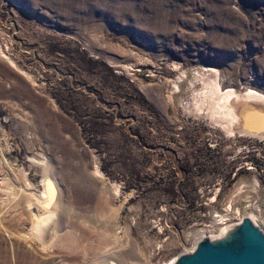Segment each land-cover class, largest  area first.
Segmentation results:
<instances>
[{"label":"rangeland","instance_id":"1","mask_svg":"<svg viewBox=\"0 0 264 264\" xmlns=\"http://www.w3.org/2000/svg\"><path fill=\"white\" fill-rule=\"evenodd\" d=\"M249 215L264 0H0V264H172Z\"/></svg>","mask_w":264,"mask_h":264},{"label":"water","instance_id":"2","mask_svg":"<svg viewBox=\"0 0 264 264\" xmlns=\"http://www.w3.org/2000/svg\"><path fill=\"white\" fill-rule=\"evenodd\" d=\"M173 264H264V231L243 216L223 236L198 240L192 251L178 255Z\"/></svg>","mask_w":264,"mask_h":264},{"label":"bare ground","instance_id":"3","mask_svg":"<svg viewBox=\"0 0 264 264\" xmlns=\"http://www.w3.org/2000/svg\"><path fill=\"white\" fill-rule=\"evenodd\" d=\"M217 87V86H216ZM249 90V89H248ZM262 94V93H261ZM236 100L238 99V100H248V99H246V97H239V96H235L234 97ZM252 100V99H251ZM233 101V100H232ZM244 102H246V101H244ZM248 102V101H247ZM249 103H250V101H249ZM248 103V104H249ZM255 103V102H254ZM257 103V102H256ZM262 103V102H261ZM242 104H243V102H242ZM252 104V103H251ZM245 106H247V104L245 105ZM246 109V108H245ZM255 110V109H254ZM244 111H246V110H244ZM250 111V110H249ZM246 112H248V111H246ZM242 113H244V112H241V114ZM260 136V135H259ZM262 136V135H261ZM50 183V182H49ZM45 188H46V192L44 191V194L43 195H45L44 196V198H47L49 195H48V193H49V191H51L50 190V188H51V185L50 184H46V186H45ZM49 190V191H48ZM48 207V206H47ZM47 210H46V213H43V215L41 216H37V218H36V221H34V226L32 227L33 229H35V235L39 238V239H43L44 238V236H45V234H46V237L48 236V230L50 229L49 227L51 226V223L52 222H54V220H52L51 218V222H48L47 221V218H49V216H51V214L53 215V213H50V214H48V210H50V209H48V208H46ZM51 211V210H50ZM53 212V211H52ZM52 217V216H51ZM249 217L252 219V221L254 222V219H253V217H251V215H249ZM46 220V221H45ZM255 223V222H254ZM234 225H229L226 229H225V233L228 231V230H230L232 227H233ZM210 237V236H209ZM196 245V244H195ZM194 248V247H193ZM173 263H174V261H173ZM172 263V264H173Z\"/></svg>","mask_w":264,"mask_h":264},{"label":"built area","instance_id":"4","mask_svg":"<svg viewBox=\"0 0 264 264\" xmlns=\"http://www.w3.org/2000/svg\"><path fill=\"white\" fill-rule=\"evenodd\" d=\"M240 221H241V219H240V220H238L237 222H235V223H234V225H235V224H237V223H239ZM192 250H193V249H192ZM192 250H191V251H192Z\"/></svg>","mask_w":264,"mask_h":264}]
</instances>
